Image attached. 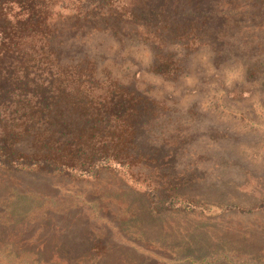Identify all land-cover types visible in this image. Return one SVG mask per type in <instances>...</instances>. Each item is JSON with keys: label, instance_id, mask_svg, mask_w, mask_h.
<instances>
[{"label": "rangeland", "instance_id": "rangeland-1", "mask_svg": "<svg viewBox=\"0 0 264 264\" xmlns=\"http://www.w3.org/2000/svg\"><path fill=\"white\" fill-rule=\"evenodd\" d=\"M235 2L231 24L248 27L241 36L249 47L216 57L207 46L169 45L176 78L152 71L158 50L135 38L137 25H126L122 43L82 36L102 75L165 104L162 121L189 128L193 143L177 171L198 179L182 190L196 209L155 210L143 183H123L114 171L86 182L0 173V264H264V209L255 210L264 199V84L248 81L245 68L248 53L256 60L255 44L264 49V1ZM253 3L260 16L240 10ZM134 171L139 182L156 175L147 165Z\"/></svg>", "mask_w": 264, "mask_h": 264}, {"label": "trees", "instance_id": "trees-1", "mask_svg": "<svg viewBox=\"0 0 264 264\" xmlns=\"http://www.w3.org/2000/svg\"><path fill=\"white\" fill-rule=\"evenodd\" d=\"M219 1L0 0V173L86 182L114 171L123 183L144 184L155 210H195L182 190L198 179L193 171H177L193 143L189 128L162 121L169 113L165 104L102 75L100 59L83 47L89 42L82 36L122 43L131 34L123 30L126 25H137L135 38L158 50L152 71L176 78L180 71L169 45L189 52L207 46L222 57L251 44L241 36L248 27L231 24L230 6L239 0ZM225 5L229 10L223 13ZM262 8L240 6L259 16ZM236 31L239 39L232 36ZM255 47L250 54L256 60L246 57L247 79L264 84V49ZM139 141L153 149L152 157L140 152ZM139 165L156 175L139 182ZM263 209L264 199L255 207Z\"/></svg>", "mask_w": 264, "mask_h": 264}]
</instances>
